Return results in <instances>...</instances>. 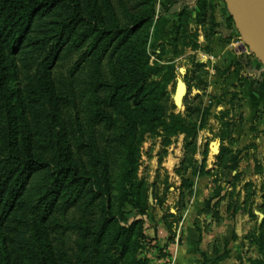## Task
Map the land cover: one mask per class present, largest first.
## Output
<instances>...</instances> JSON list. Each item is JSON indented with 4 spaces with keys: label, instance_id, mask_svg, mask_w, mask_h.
Returning <instances> with one entry per match:
<instances>
[{
    "label": "rangeland",
    "instance_id": "obj_1",
    "mask_svg": "<svg viewBox=\"0 0 264 264\" xmlns=\"http://www.w3.org/2000/svg\"><path fill=\"white\" fill-rule=\"evenodd\" d=\"M95 2H98L109 28L116 23L129 24L130 15L137 11L135 0H80L86 14H94ZM195 4L169 7L158 0L148 33L151 66L172 64L176 69L177 78L168 87L171 96L169 109L172 105L176 109H170L169 113L188 118V109L201 107L202 113L210 109L209 114H204L205 125L196 140L179 135L166 145L162 128L149 124L135 104L136 100L129 97L127 102L139 124L142 143L139 146L138 180L149 201L147 216L138 218L144 220L147 237L144 248L137 251L134 264H171L165 252L170 237L168 227L173 226V231L179 233L186 208L192 203L205 205L208 200H228L224 202V215L228 214L232 220L249 219L245 229L255 250L253 244L264 221L259 222L256 214L264 215V130H260L258 125L264 118V104L256 112L251 125H244L245 79L252 78L256 67L260 65L264 69V66L241 37L224 0L213 2L215 35L208 39L206 32L211 20H199ZM181 12L184 14L179 18ZM177 24H181V30H176ZM224 46L239 60L222 70L214 66L206 55L215 52L216 47L223 49ZM87 50L85 47L75 51L72 44L64 50L52 72L54 92L45 100V105L50 111L54 140L65 141L76 159L83 158L85 166L80 165L94 177L97 187H109L112 210L118 212L120 200L116 184L119 172L112 168L107 171L103 167L109 161L116 160L118 166L123 161L120 147L112 142L116 132L112 129L97 132L90 122L91 111L95 108L91 84L99 75L111 78L116 57L115 54L108 55L101 67L89 62L77 67ZM38 58L30 53L16 55L5 50L8 80L6 84L0 80V99L4 106L3 85L14 93L15 104L23 102L20 106L27 129L34 128V119L25 91L31 80L37 79V70L32 68L31 61L37 62ZM181 68L186 69L185 76L180 74ZM233 72H239V80L235 82L231 80ZM178 79H183L188 87L182 108L177 107L175 100ZM235 158L239 162L236 168ZM98 160L103 164L96 165ZM187 180L193 181L194 186L186 183ZM37 181V178L33 179L31 185L34 187ZM35 194L34 191L29 193L28 199L32 204L16 212L0 232V249L5 247L13 261H20L18 251L23 244H28L35 246L41 258L54 264H132L126 259L130 249L126 253L123 251L133 240L124 238L115 242L114 232L109 228L101 242L99 240L98 244L92 245L84 238V229L76 228L87 227L90 212L87 200L68 212L56 209L50 218L43 220L36 208ZM216 209L214 207L204 215L207 218V215L215 213L220 223L224 216L220 217ZM212 223L210 218L203 228L208 229ZM96 229L95 225L89 232ZM163 230L168 232L167 243L160 244L159 233ZM96 245L97 251L93 247ZM216 245L223 247V242L217 240Z\"/></svg>",
    "mask_w": 264,
    "mask_h": 264
},
{
    "label": "trees",
    "instance_id": "obj_2",
    "mask_svg": "<svg viewBox=\"0 0 264 264\" xmlns=\"http://www.w3.org/2000/svg\"><path fill=\"white\" fill-rule=\"evenodd\" d=\"M214 1L197 0L195 4L198 19L211 20L206 32L207 39L215 35L212 14ZM157 2L135 0L137 11L130 15L131 22L125 25L116 23L113 28H109L100 13L98 2H95L94 14H86L80 0H0L2 83L6 84L8 80L4 64L5 50L16 55L30 53L39 57L37 62L31 61L32 68L37 70V79L33 78L25 91L34 119L33 129L26 128L25 115L20 106L23 102L15 104L14 93L3 85L6 105L0 99V232L16 212L32 204L28 199L32 191L36 193V208L43 220L50 218L56 209L68 212L87 200L90 208L89 224L87 222V227L76 228L84 229L83 236L92 245L98 244L99 240L101 242L109 228L114 232L115 242L124 238L133 240L123 252L130 249L126 259L134 264L137 251L144 248L147 237L144 220L138 218L147 216L149 201L142 193L138 180L142 138L136 116L127 106L129 97L136 100L135 104L151 126L162 128L166 145H170L171 139L179 135L196 140L205 125L204 114L210 112V109H206L202 113L201 107L188 109V118L169 113L170 109H176L174 105L169 109L171 96L168 92V87L177 78L176 69L172 64L151 66L149 53L148 29L155 17ZM183 14L181 12L178 17L181 18ZM181 28L179 24L176 30ZM71 44L75 51L85 47L88 49L77 67L88 62L101 67L108 55L115 54L116 57L111 78L99 75L91 84L95 108L91 111L90 122L97 132L110 129L116 132L112 142L120 147L123 161L119 166L116 160L104 164L98 160L95 164H103L107 171L112 168L119 172V182L116 184L120 200L118 212L112 210L109 187H97L94 177L80 165L83 158L76 159L65 141H55L53 138L51 115L45 100L54 92L53 69ZM233 162L236 168L238 159L235 158ZM35 178L38 181L33 187L31 184ZM185 182L194 186L191 180ZM222 201L217 199L214 204V200L206 201L200 214L218 208ZM95 225L96 231L89 232ZM197 229L202 233L198 226ZM168 230L170 237L167 244H171L175 232L173 226L168 227ZM253 245L261 258L252 260L251 264H264V221L259 226ZM93 247L97 251V245ZM213 247L217 258L211 261L207 254L202 253L205 263L220 264L229 258V243L223 242V247H220L215 242ZM40 256L34 245L23 244L18 251L17 258L20 261L15 262L6 248L1 247L0 264H54Z\"/></svg>",
    "mask_w": 264,
    "mask_h": 264
},
{
    "label": "crops",
    "instance_id": "obj_3",
    "mask_svg": "<svg viewBox=\"0 0 264 264\" xmlns=\"http://www.w3.org/2000/svg\"><path fill=\"white\" fill-rule=\"evenodd\" d=\"M197 0H161L166 6L179 7L183 4L194 5ZM237 48V45H234ZM225 47V46H224ZM215 49L212 54L206 55L208 59L212 60L214 66L219 69H228L235 63L238 56L229 51V48ZM239 60V59H238ZM239 72H233L231 74L232 82L239 80ZM252 78L245 79V91L247 92L244 105V118L245 126H250L253 118L257 114L256 112L261 109L264 104V69L259 65L256 67L255 73ZM260 130H264V118L258 123ZM194 201V200H193ZM220 204V208H217L220 217L223 218L222 222L218 223L216 216L200 214L204 209V205L200 203H192V206L186 208L182 230L177 234L175 232L174 242L168 244L165 252L168 254V259L171 264H207L202 256V253L207 254L209 260L213 261L217 258L214 250V244L217 240L222 242H228L230 256L220 264H251L252 260L260 259L261 256L251 247L246 219L232 220L228 217V214L224 215V202ZM216 201L213 202L216 203ZM212 219V225L208 229H204L203 225L210 222ZM241 222V223H240ZM201 229L202 233L199 232ZM236 236V239L234 237ZM168 232L163 230L159 233L160 244L167 243ZM234 239V240H233ZM210 264V263H209Z\"/></svg>",
    "mask_w": 264,
    "mask_h": 264
},
{
    "label": "water",
    "instance_id": "obj_4",
    "mask_svg": "<svg viewBox=\"0 0 264 264\" xmlns=\"http://www.w3.org/2000/svg\"><path fill=\"white\" fill-rule=\"evenodd\" d=\"M241 37L245 40L252 54L264 66V0H224ZM185 76L186 69L179 70ZM188 91L183 79H178L175 92L177 107L182 108V101ZM259 222L264 215L256 212Z\"/></svg>",
    "mask_w": 264,
    "mask_h": 264
}]
</instances>
